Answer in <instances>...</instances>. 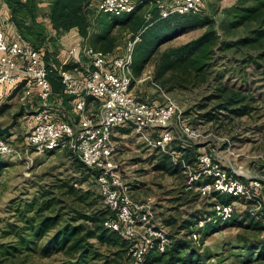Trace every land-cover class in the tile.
<instances>
[{
  "label": "rangeland",
  "instance_id": "374dc122",
  "mask_svg": "<svg viewBox=\"0 0 264 264\" xmlns=\"http://www.w3.org/2000/svg\"><path fill=\"white\" fill-rule=\"evenodd\" d=\"M49 2L51 1L38 0L37 18L44 25L43 30H46V35L39 41L38 46L44 52L46 63L49 61L59 70L66 58L64 55V58L60 57L63 58L62 62L58 61L60 51L68 46L65 44L67 40L71 41H68L70 44L75 43L74 39L79 34L70 33L72 30L61 34L55 33L48 18ZM237 3L238 0H204L201 13L191 16L194 19L211 21L212 25L192 28L161 46L145 66L142 74L134 77L132 93L140 100L163 104L160 87L181 106L186 121L204 135L203 140L194 143L198 147V153H210L216 159L221 157V163L227 166L230 174L235 177L264 181V95H261L264 93L263 74L254 66H244L242 63L246 56L256 57L262 52V48L223 47L224 43L237 41L249 35L251 31L261 28L256 22L229 28L232 18L228 15ZM212 28L218 35V41L207 60L209 67L204 76H198L192 68L180 66L179 69L169 72L162 80H155V64L164 49L182 45ZM97 32H99L97 25L93 23L89 36L80 42L93 47ZM17 33L20 35L18 30ZM111 35L115 39L114 53L124 55L129 41L138 33L133 32L130 26H119L113 29ZM220 74L223 75L221 77L223 82L229 86L250 89L249 92L258 96L257 103L254 104L255 110L243 116H228L225 112H215L218 116L215 120L204 117V114L218 103L217 100L208 99V96L215 92L217 87L215 77ZM19 106L20 104H16V108ZM91 107L95 108L96 104L93 103ZM12 119L10 116L7 120L10 123ZM27 122L28 119L23 114L18 116L13 134L14 144L22 152L21 156L10 155L0 159V249L16 241V231H20L26 225L27 218L34 212L33 207H38L39 200H42V191L54 190L56 194L59 193L56 185L73 182L76 188L83 191L90 189L99 196L91 172L77 168V164L82 162L78 154L65 150L44 153L26 150L24 138L29 129ZM224 138L229 139L231 149L239 154L238 157L228 156L229 144L223 140ZM113 139L116 144L115 158L119 165V173L123 182L129 186L131 197L136 203L151 201L155 224L168 231L170 245L175 237H187V241H190L192 249L198 255L192 264H247V259L254 260L257 257L264 246V232H261L259 225L247 216L246 211L253 206H248L242 201H234L235 216L232 220L207 234L202 230L199 240L193 241L189 239L187 233L194 228L198 219L194 216L211 212L220 197L223 200L228 197H219L216 194L203 196L195 188L193 192L186 194L189 189L186 185L188 178L181 173L171 174L158 169L159 161L164 160L166 154L148 147L132 129H117ZM184 139H186L184 136L181 139L178 136L173 146L177 149ZM170 161L179 166L171 157ZM195 193L198 194L197 197L194 196ZM262 195L264 198V192ZM168 219L174 223L169 225L166 223ZM188 220L194 221L191 228L178 232L180 225ZM46 242L47 238L39 243L37 253L28 258L22 254L14 263L4 262V257L0 254V264H68L69 259L62 253L45 255L42 249ZM90 242L93 244V250L86 261L79 264H121L129 256L130 244L125 251L119 246L100 244L97 240ZM197 258L199 260H196Z\"/></svg>",
  "mask_w": 264,
  "mask_h": 264
},
{
  "label": "built area",
  "instance_id": "2783aa9c",
  "mask_svg": "<svg viewBox=\"0 0 264 264\" xmlns=\"http://www.w3.org/2000/svg\"><path fill=\"white\" fill-rule=\"evenodd\" d=\"M141 4L156 7L160 18H167L175 14H199L204 0H99L95 8L101 13L123 15L132 13ZM150 17L151 14H147V19ZM139 41L140 34L129 41L124 55L104 52L82 43L71 45L58 73L64 94L74 100L77 121L57 122L49 110L54 95L44 52L21 37L8 40L0 30V107L4 99L3 88L8 91V96L17 93L20 102L30 99L36 89L40 109L34 112L35 125L26 133L24 146L27 151L36 153L52 150L76 153L87 167L95 171L92 176L95 187L113 214L104 226L130 243L129 256L123 264H147L149 253L164 252L171 240L164 227L153 223L151 201L136 203L129 186L120 176L113 139L114 132L120 128L132 129L148 147L169 155L181 165L187 171L188 188H195L203 196L226 195L245 202L253 206L250 214L264 224V217L259 214L264 209V181L244 180L241 176L231 175L228 167L221 163L222 158L216 159L210 153H200L194 164L188 163L184 153L173 146L175 140L184 136L186 139L180 147L185 149L203 140L204 135L186 121L181 106L160 87L163 104L140 100L132 93L133 51ZM65 66L69 68L64 69ZM57 98L61 107L63 97ZM87 98L92 100L88 102ZM90 103L96 107L92 108ZM14 139L12 132L10 137L0 135V159L21 156ZM223 140L230 143L228 138ZM227 153L230 158L239 156L230 144ZM204 179L209 181L195 186ZM234 204L215 202L211 215L199 216L189 239L199 240L209 221L231 219Z\"/></svg>",
  "mask_w": 264,
  "mask_h": 264
},
{
  "label": "trees",
  "instance_id": "16d2710c",
  "mask_svg": "<svg viewBox=\"0 0 264 264\" xmlns=\"http://www.w3.org/2000/svg\"><path fill=\"white\" fill-rule=\"evenodd\" d=\"M4 1L10 9L11 21L16 26L22 39L31 43L34 48L40 49L38 46L39 41L43 40L46 30H43L44 25L37 18L38 0ZM98 1L51 0L48 18L52 29L56 34L76 29L82 38H87L93 23H95L99 32L96 34L93 48L104 52H114L115 39L111 35L113 29L119 26H130L133 32L140 34V41L136 43L133 55V77H139L142 74L145 66L164 44L192 28H205L212 25L211 21L194 19L191 16L192 14H175L167 18H160L156 7H149L144 4L137 6L132 13L123 14V17H119L98 12L95 8ZM149 13L151 17L147 19ZM228 16L232 18L229 28H236L249 22L260 24L261 28L251 31L249 35L237 41L226 42L223 47H261V53L256 57L246 56L242 63L244 66H254L257 70H261L264 80V0H238L237 5L229 12ZM217 41L218 35L212 28L182 45L167 47L159 54L155 64V80H162L169 72L179 69L180 66L192 68L198 73V76H204L209 67L207 60L210 58L213 47L217 45ZM262 60L263 62H261ZM47 66L50 69L49 78L53 95L61 96L63 100L67 101L69 97L64 94L58 69L49 61ZM63 68L68 69L69 67L65 66ZM222 76L220 74L215 77L217 81L216 90L208 96V99L217 100L218 103L212 110L205 113L204 117L208 120H215L218 117L215 112H225L228 116H243L255 110L254 104L257 103L258 96L249 92L250 89L229 86L223 82ZM261 95H264V93ZM87 100L90 102L92 99L87 98ZM9 108L10 105L8 104L2 105L0 116ZM122 131L124 132V129ZM177 150L184 153L188 163L194 164L197 157V145L191 144L185 149L178 147ZM77 168L82 171H90L91 176L95 174V171L83 162L78 163ZM157 168L171 174L181 173L186 179L188 178L187 171L181 165H174L170 161L169 155H164V160L159 161ZM208 181L209 179H204L197 182L195 186ZM55 188L59 193L55 194L54 190L42 191V200H39L38 207H33L32 211L34 212L27 218L26 225L20 231H16V241L12 245L1 247L0 254L1 257H4V262L11 261V263H14L15 259L22 256V254L25 258H28L33 253H37L39 243L45 238H47V242L42 252L45 255L62 253L69 259L68 264L85 262L93 250V244L90 242L92 240H97L100 244L119 246L123 250H127L130 243L117 232L104 226V222L113 214L102 203L103 199L100 194L98 196L90 189L83 191L76 188L73 182H62L56 185ZM193 189L189 188L186 194L193 192ZM194 196L197 197L198 194L195 193ZM227 197L225 200L220 197L219 201L222 203H233L235 201L232 197ZM183 198L187 199L186 197ZM263 210L259 213L261 217H264ZM246 213L249 219L259 225L261 232H264V224L251 215L249 211H246ZM206 214L211 215L212 211ZM196 216L199 218L198 215L194 217ZM234 216L235 212L228 221L219 219L215 222H207L203 232L207 234L212 229L229 222ZM166 223L172 225L174 221L168 219ZM193 224V220L183 222L178 232L190 229ZM52 229L55 230L51 231ZM189 232H191V229ZM187 235L189 234L187 233ZM196 257L198 255L192 249L190 241H187V237L183 236L180 238L175 237L172 244L164 252L152 251L149 253L146 262L147 264H192ZM246 263L264 264V246L254 260L247 259Z\"/></svg>",
  "mask_w": 264,
  "mask_h": 264
},
{
  "label": "crops",
  "instance_id": "0c3cea01",
  "mask_svg": "<svg viewBox=\"0 0 264 264\" xmlns=\"http://www.w3.org/2000/svg\"><path fill=\"white\" fill-rule=\"evenodd\" d=\"M49 5H50V2H49ZM0 30H2L5 33L8 40H14V39L21 37V35H19L17 33V30H16L14 23L11 21L10 9L4 0H0ZM75 30L76 29H73L70 33H73V34L75 33V35H78V33ZM74 40H75V43L72 42L71 44H70V42H71L70 40H67L65 42V44H67L68 46H66L65 48H63L60 51L59 56H58L59 62H62L61 59L64 58V55L66 57V54H67L66 50L73 44L81 43L80 41L83 40V38L79 37V35H78V37H76ZM68 41H70V42H68ZM62 44H64V43H62ZM60 57H63V58L60 59ZM7 92L8 91H5V89L3 88V90H2V93L4 95L3 105L8 104V105H10V108L8 110H6L0 116V124H2L3 126L10 125L12 121L9 123L7 120L8 117H10V116L13 117L14 114L18 113L21 110V108H23L22 114L25 117H27V119H28L27 123L29 125V129L27 132H29L35 125L34 112L40 109V101H39V98L36 96V89H34V95L25 102H20L18 100L17 93L12 95V96H8ZM57 100H58V98L55 95L51 98L52 106L49 110L51 112L52 119H54L57 122H60V121L76 122L77 117H76V114L74 111V100L70 97H69V99H67V101L63 100V105L61 107H59V105L57 104L58 103ZM16 104L17 105L20 104V106L18 108H16ZM92 104L93 103H90V105H92ZM15 126L11 129L12 134H14ZM198 154H200V153H198V151H197V155ZM152 213H153V220L152 221L155 224L154 210Z\"/></svg>",
  "mask_w": 264,
  "mask_h": 264
},
{
  "label": "water",
  "instance_id": "95a60500",
  "mask_svg": "<svg viewBox=\"0 0 264 264\" xmlns=\"http://www.w3.org/2000/svg\"><path fill=\"white\" fill-rule=\"evenodd\" d=\"M23 112V108L21 110L13 115V119L10 125L2 127L0 124V135L5 136V137H10L11 136V129L16 125L17 123V117L21 116Z\"/></svg>",
  "mask_w": 264,
  "mask_h": 264
}]
</instances>
